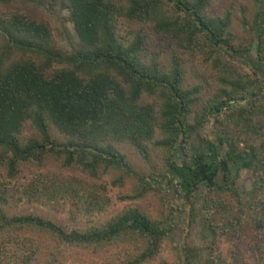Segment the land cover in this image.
<instances>
[{"label": "trees", "instance_id": "16d2710c", "mask_svg": "<svg viewBox=\"0 0 264 264\" xmlns=\"http://www.w3.org/2000/svg\"><path fill=\"white\" fill-rule=\"evenodd\" d=\"M46 1L68 12L72 49L59 47L49 19L0 8V264H66L115 248L120 264H171L163 250L175 237L186 256L173 264H264V0ZM190 63L208 69L205 80L190 79ZM49 160L93 180L38 172L18 198H58L89 224L5 209L25 164ZM111 170L113 185L137 184L117 196L130 204L94 222L114 203L94 179ZM152 192L183 206L153 216L135 204ZM236 240L231 257L216 251Z\"/></svg>", "mask_w": 264, "mask_h": 264}, {"label": "rangeland", "instance_id": "374dc122", "mask_svg": "<svg viewBox=\"0 0 264 264\" xmlns=\"http://www.w3.org/2000/svg\"><path fill=\"white\" fill-rule=\"evenodd\" d=\"M228 2V1H227ZM238 2V1H237ZM47 1L46 0H12L11 3L2 4L0 8L4 11H11L14 9V6L17 5L18 7L22 8L23 10L27 11L33 16L36 17H45L49 19L54 27L55 35L58 41V45L63 50H70L74 46L77 45L78 39L76 33L74 31V27L72 22L69 19L68 12L64 10L58 9L57 12H52L47 8ZM220 8V7H218ZM148 31L151 35H155L151 29ZM4 38L0 34V45L5 44ZM17 55L18 52H15ZM204 66L192 65L190 63L189 70L192 77L190 79L202 81L205 80L206 72H209L208 69H204ZM205 71L203 75L197 74L198 70ZM128 155L130 159L138 166L140 169H145L148 167L142 158L132 149L127 148ZM42 172L50 176L54 175H61V176H76L82 177L89 181L93 180V178L84 173L80 167L71 166V167H62L60 163L54 162L52 160L47 161L44 165L38 167L36 165L25 164V170L21 173L22 176L17 182L16 185H11L9 188L11 192H14V196L11 199V202L5 207L9 214L14 213H38L49 217L56 221L57 223L63 225L64 227L70 228L74 225H87L91 222V219L88 215L80 212L75 206H72L71 203L63 204L61 200L58 198L54 199L52 203H45L41 200L34 199V201H29V196H24L22 200L18 198V195L24 192V189L29 186L31 178L34 174ZM5 169L0 167V179L1 181L5 179L4 174ZM249 173L251 171L245 170L243 176L240 180V185L243 183L244 180L249 179ZM118 171L111 170L107 174L103 175L100 178L94 179L98 183H107L108 184V192L107 195L110 196L114 203L111 204L110 208L106 211H103L100 216L94 222H103L108 220L112 215L116 214L117 212L121 211L126 205L130 204L129 201H119L117 196L119 193L127 192L128 190L132 189L136 186L137 182L135 179L127 178L123 186L113 185L111 182L113 178L118 176ZM253 175V174H252ZM254 188L247 192L243 189L242 198L246 200V204H252L255 201V197L251 193ZM32 198V197H31ZM172 202H175L178 205L183 206L182 201H179L177 198H173V195L167 194L166 199L162 200L159 195L156 193H149L142 199H138L135 201L136 205L141 206L145 211L150 213L153 216H157L161 213V209L165 206H168ZM250 206V205H249ZM92 217V216H91ZM187 220H183L182 225H187ZM197 225H193L192 227H196ZM178 238V237H177ZM172 238L166 241L167 246L164 248L163 253L165 255V259L169 261L171 264L175 263L176 261L184 260L186 256V251L183 250L180 241H184L185 239H177ZM180 240V241H179ZM237 240L236 242H230L228 244L224 241H219L216 251L225 257H231L230 249H236ZM242 245V243H240ZM200 245V244H198ZM207 246V245H206ZM243 246V245H242ZM243 252V249H241ZM125 250H122L124 254ZM247 255V253H246ZM79 256V257H78ZM125 256V255H124ZM76 257L79 258L78 261H71L67 262L66 264H120L121 258L119 256V249H112L108 250L107 252H103L102 255H96L92 252L85 254L81 252V255H77ZM122 257V254H121ZM250 258V254L247 255ZM120 258V259H119ZM123 258V257H122ZM75 260V259H74ZM152 264H160L158 261H155ZM204 264V263H203ZM253 264V262L251 263Z\"/></svg>", "mask_w": 264, "mask_h": 264}, {"label": "water", "instance_id": "95a60500", "mask_svg": "<svg viewBox=\"0 0 264 264\" xmlns=\"http://www.w3.org/2000/svg\"><path fill=\"white\" fill-rule=\"evenodd\" d=\"M248 177H249V179L244 180L243 183L241 184V187L245 191L250 192L254 188V182H253L254 177L252 175V172L249 173Z\"/></svg>", "mask_w": 264, "mask_h": 264}]
</instances>
